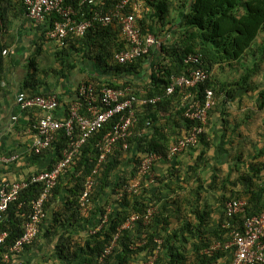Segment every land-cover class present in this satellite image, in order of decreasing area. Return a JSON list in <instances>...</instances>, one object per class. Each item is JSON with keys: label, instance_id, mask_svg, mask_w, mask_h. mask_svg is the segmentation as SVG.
I'll return each instance as SVG.
<instances>
[{"label": "trees", "instance_id": "1", "mask_svg": "<svg viewBox=\"0 0 264 264\" xmlns=\"http://www.w3.org/2000/svg\"><path fill=\"white\" fill-rule=\"evenodd\" d=\"M96 1V6L93 7L95 10L101 6L108 9L118 0ZM143 3L142 11L136 18L141 40L145 43L151 35L156 41L147 54L133 63L123 66L117 64L115 54L127 47L119 28L115 25L97 27L90 29L81 38L72 37L53 44L61 76L73 69L76 57H80L92 62L101 71V75L86 77L83 84H92L96 91L103 87H129L137 96L143 91L146 97H153L164 93L172 77L189 75L193 67L185 65L183 60L189 55L197 54L202 57V67L210 72L214 68L234 72L243 70L238 86L257 75L264 78V0H143ZM20 5L24 11L22 0ZM52 20L53 18H48L41 25L44 27L41 32L43 40L46 39V28L51 25ZM5 27L2 8L0 32ZM156 31L159 35L155 34ZM46 41L49 42L47 39ZM1 49L0 46V55L3 52ZM33 59L29 61V75L24 86L26 92H23L29 97L48 96L49 93L37 92L46 72H40ZM104 76L110 78L104 79ZM205 86L213 89L215 98L224 89V85H220L214 78ZM203 89L204 86H198L192 92L201 98ZM230 92L229 90L228 94ZM74 93V98L69 103L76 99V90ZM181 98L182 94L176 91L171 97L164 98L163 102L146 107L143 114L138 116V130L129 140L130 148L124 152L117 146L100 166L89 196L91 210L89 216L84 218L78 201L86 177L96 166L94 140L89 141L77 166L59 177L56 187L44 204L45 218L39 225L37 237L25 249L36 244L39 238H48L53 241V256L61 264H75L81 259L83 264H228L231 252L207 254L205 251L214 242L227 240L228 233L234 227L241 229L245 218L260 212L254 211L257 199L253 201L256 194L251 188L264 177V163L259 160L264 158V149L246 166V171L240 172L234 167L238 177L233 182L230 183V178H224L222 174L212 175L208 187L221 191L219 199L223 206V221L213 235L204 230L208 216L206 211H199V204L194 202L199 197L195 196L190 198L191 202L188 197V204L196 206L191 210L195 220L187 218L185 227L171 230L169 217L163 213V209L166 204L175 203L171 201H176L179 197H168L163 202L158 190L167 188L173 194V190L183 188L179 184L176 162H166V176L158 178L154 175L155 182L151 186L146 187V180H143L138 194L121 195L124 188L130 186L137 176L142 156L152 152L165 156L170 144L186 137L192 130L195 124L184 118L185 109H177ZM260 98L258 108L262 109L264 90L260 91ZM209 113L210 111L207 119ZM146 119L151 123L148 128L144 127ZM205 129L206 127L199 137V143L204 142ZM67 142V137L60 133L51 148L45 151L52 154L51 163L45 170H50L58 162ZM151 172L154 174V167ZM30 176L18 182L26 181ZM219 179L223 182L220 187ZM174 182L177 185L173 189L170 186ZM226 183L234 187L239 185L241 189L231 190L228 194ZM41 190V184L30 185L22 190L18 200L1 217L0 234L6 233V238L0 245V264H3V256L23 235L31 202L39 196ZM155 190L157 191L154 192ZM239 199L247 201L244 211L233 219L226 218L225 203ZM155 206H158V212L147 224L138 222L133 227L121 229L132 215L142 214ZM96 216L99 218L95 220ZM104 218L106 220L102 225ZM227 223L231 228L226 227ZM184 233L187 237H184ZM116 236L118 238L112 253L102 257L104 249L111 245ZM186 239L196 241L188 246ZM159 240L158 244L156 241ZM45 263L55 264L51 259Z\"/></svg>", "mask_w": 264, "mask_h": 264}, {"label": "built area", "instance_id": "2", "mask_svg": "<svg viewBox=\"0 0 264 264\" xmlns=\"http://www.w3.org/2000/svg\"><path fill=\"white\" fill-rule=\"evenodd\" d=\"M22 3L25 16L33 24L44 25L48 18H53L45 33L46 39L53 44L72 37L81 38L90 29L94 30L97 27L117 26L127 44L126 49L117 52L114 57L116 63L121 66L133 63L156 44L151 35L144 43L136 25V18L144 5L143 0H118L108 9L101 6L96 10L93 9L96 0H22ZM101 3L104 5V2ZM5 53L6 51L2 52L3 55ZM183 62L193 67L189 75L172 77L164 93L153 97H146L143 91L137 96L129 87L119 89L103 87L96 91L92 84L82 83L76 89V99L64 109L63 116H57L59 102L54 95L29 97L24 92L17 94L16 104L20 112L34 110L39 114V119L31 129L33 140L30 152L33 156H39L49 150L60 133L67 137L68 142L61 153V158L50 170L32 174L26 181L1 184L0 219L8 211L9 206L18 200L22 190L30 185H42L39 196L31 202L23 235L3 256V263L9 264L13 257L20 256L24 249L34 242L39 225L45 218V202L56 187L59 177L80 162L84 147L89 141L94 140L96 166L86 177L78 201L81 216L84 218L89 216L91 210L89 196L95 186V176L100 166L113 154L117 146L124 152L130 148L129 140L138 130V116L143 114L146 107L155 106L178 91L182 98L177 109H185L184 118L195 125L186 137L168 146L165 156L156 152L142 156L137 176L130 186L124 188L121 195L138 194L143 180H146V187L151 186L155 182L151 170L156 163L171 162L184 151L197 146L199 137L207 125L208 112L216 105L213 89L205 86L212 79V72L202 67L200 55H189ZM198 86H204L201 98L192 92ZM16 119L12 118L13 121ZM150 124V120L146 119L144 127L148 128ZM14 160L13 157L0 156V164H8ZM246 206L247 201L243 199L226 202L225 217L233 219L241 214ZM157 212L158 206H155L146 209L142 214H134L121 229L130 228L138 222L147 224ZM105 220L106 218L102 225ZM226 227L231 228V225L227 223ZM5 238L6 233L0 234V245L4 243ZM117 238L116 236L111 245L104 249L102 257L112 253ZM156 242L159 244L160 240ZM220 251L232 253L228 264L263 263L264 209L245 218L241 229L234 227L228 233L227 240L214 242L205 253Z\"/></svg>", "mask_w": 264, "mask_h": 264}, {"label": "crops", "instance_id": "3", "mask_svg": "<svg viewBox=\"0 0 264 264\" xmlns=\"http://www.w3.org/2000/svg\"><path fill=\"white\" fill-rule=\"evenodd\" d=\"M0 5L6 26L0 32L1 50L6 51L4 55H0V156L15 158L8 164H0L1 186L4 182H18L28 175L45 170L52 160L49 152L39 156L31 154V129L39 119V114L36 111L22 113L16 104L17 94L25 91L30 59L34 58L40 72H46L37 92L57 97V116L64 115V109L74 98L78 85L88 76L101 75V71L92 62L76 57L75 67L64 72L62 77L55 60L53 43L43 40L41 36L44 27L27 19L20 0H0ZM227 71H220L218 68L212 70V78L224 85V89L216 97L215 107L210 110L204 142L173 160L178 164L179 184L183 188L173 190V194L167 188L158 190L163 202L168 197H179L176 201H171L175 203H168L163 209V213L169 217L171 230L185 227L187 218L195 220L191 210L196 206L188 204V197L191 202L190 198L195 196L199 197L194 199L199 204V211H206L208 216L204 230L213 235L223 221V206L219 199L221 191L208 187L212 175L222 174L224 178L227 176L231 183L238 177L234 167L240 172L246 171V166L264 149V107L258 108L260 91L264 90V78L257 75L238 86L236 82L243 70L231 71L232 75L229 74L228 78V73H225ZM216 73L219 74L215 75ZM108 78L110 77L104 76V79ZM229 90L231 92L228 94ZM13 117L17 119L13 121ZM259 160L264 163V158ZM165 163L160 161L154 166V175L158 178H164L167 174ZM167 181L168 179L165 180ZM219 182L220 187L222 180L219 179ZM176 185L174 182L170 187L174 189ZM226 188L229 194L231 190L239 191L241 186L228 185ZM251 190L256 194L253 201L257 199L254 211L259 212L264 209V177ZM96 218L99 217L96 216L95 220ZM184 237H187L186 233ZM186 241L190 246L196 240ZM36 242L24 249L20 256L13 257L9 264H46L48 259L61 264L53 256L52 239L39 238ZM75 264H83V259Z\"/></svg>", "mask_w": 264, "mask_h": 264}, {"label": "rangeland", "instance_id": "4", "mask_svg": "<svg viewBox=\"0 0 264 264\" xmlns=\"http://www.w3.org/2000/svg\"><path fill=\"white\" fill-rule=\"evenodd\" d=\"M171 16H173V13H171ZM170 18V17H169ZM155 34L157 35H159V33H157V31L155 32ZM225 73H228V75L226 76L227 78H228V76H229V74L230 75H232V73H231V71L230 70H228L227 72H225ZM219 73H216L215 75H218ZM242 76H244V74L242 75ZM241 82V80H238L236 83L237 84H239ZM240 86H242V85H240Z\"/></svg>", "mask_w": 264, "mask_h": 264}]
</instances>
